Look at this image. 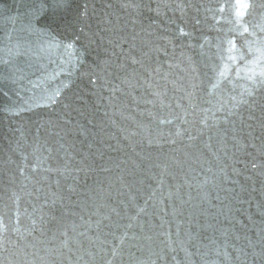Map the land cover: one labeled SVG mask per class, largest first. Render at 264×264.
Masks as SVG:
<instances>
[{
	"label": "water",
	"instance_id": "95a60500",
	"mask_svg": "<svg viewBox=\"0 0 264 264\" xmlns=\"http://www.w3.org/2000/svg\"><path fill=\"white\" fill-rule=\"evenodd\" d=\"M0 264H264V0H0Z\"/></svg>",
	"mask_w": 264,
	"mask_h": 264
}]
</instances>
